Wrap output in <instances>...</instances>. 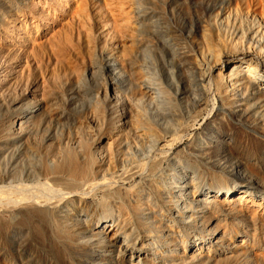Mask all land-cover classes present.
Instances as JSON below:
<instances>
[{"label": "rangeland", "instance_id": "obj_1", "mask_svg": "<svg viewBox=\"0 0 264 264\" xmlns=\"http://www.w3.org/2000/svg\"><path fill=\"white\" fill-rule=\"evenodd\" d=\"M228 1L206 10L204 0H0V186L35 184L46 180L44 174L48 171L51 177L60 176L63 172L57 166L62 167L64 157L83 145L95 148L98 137L106 145L103 148L116 153L118 169L133 168L138 162L145 164L136 174L128 173L130 178L127 176L123 183L131 189L138 186L134 200L140 205V212L136 211L140 217L127 213V220L131 221L125 226L133 225L123 228L125 245H113L100 230L84 228L86 220L99 221L90 198L68 206V217L63 218L64 224L60 223L61 232L49 228L28 204L4 206L0 208V264H146L126 257L134 253L140 242L152 247L149 254L155 258L147 264H264V148H257L242 137L240 131L246 123L238 119L222 126L216 138H211L220 147L199 146L207 142L199 134L195 150L182 148L180 152L184 138L193 134L191 129L196 124L184 134L183 143L173 146L177 148L167 146L169 137L150 147L144 137L134 134L126 114L131 110L139 116L143 108L145 116L141 114L143 117L138 120L157 125L156 131L163 135L160 124L166 119L155 106L161 98L180 111L182 116L176 120H183L182 127L192 124L195 116L210 111V101L216 95L215 83L205 77L202 84L209 87V104L200 100L189 110V118L184 114L185 105L176 98L177 74L182 75L185 84L197 83L190 70L184 69L189 68L186 59H181L183 66L179 70L175 62L180 50L192 55L200 32L217 35L216 26L222 27L223 23L219 13L229 12L236 24L240 18V27L245 31L248 25L241 18L246 11L256 17L261 11L262 2L258 0ZM190 22L198 24L190 26ZM234 29L228 37L239 32L237 26ZM250 57L259 65L253 53L240 51L235 54L228 50L220 61L224 66ZM259 72L264 74V70ZM142 80L154 82L150 83L153 93L146 94ZM156 84L165 90L162 95H170L162 97ZM263 105L264 93H259L248 108L250 116L264 114ZM145 131L148 132L146 126L140 130L143 134ZM195 141L190 142L191 147ZM230 141L242 146L232 148ZM175 150L180 152L176 159L181 160V166L172 161ZM103 152L104 149L96 148L93 154L104 162ZM155 157L159 160L152 161ZM150 160L156 162L154 170L149 166ZM235 165L250 182L228 171ZM144 178L154 184L144 185ZM47 181L62 187L54 184L55 179ZM243 189L244 193L239 194ZM111 208L116 210L117 204H111Z\"/></svg>", "mask_w": 264, "mask_h": 264}, {"label": "bare ground", "instance_id": "obj_2", "mask_svg": "<svg viewBox=\"0 0 264 264\" xmlns=\"http://www.w3.org/2000/svg\"><path fill=\"white\" fill-rule=\"evenodd\" d=\"M225 1L227 2V4L229 3L228 0H204L203 4H204L206 10H209V9L213 8L214 6H218V5L223 4ZM258 1H259V3L262 2V5H261V11L257 15V17L254 16L253 14H251L250 12H248V10H247L245 15H243V17L241 18L245 22V24L249 26V27L247 26L245 28L246 29L245 31H242V28L240 27V23H241V21L239 20L240 18L237 17L238 23L236 24L235 19L234 18L232 19V17L230 18L229 12L224 11L222 15L220 13L219 14L217 13L218 15L221 16V20H223V23L221 22L222 27H220L219 25L216 26L217 29L215 31L217 32L216 33L217 35L213 36V34L210 32L208 34H206L207 32L202 33V32H200V30H198V32H200L199 33L200 35H198V40H197L198 43L195 45L194 52L193 53L191 52L192 55L190 56L185 51H181V50L179 51L180 53L177 52L179 55V57L177 56V58H176L177 60L175 62L177 65V67H176L177 70L181 69L180 67L183 66V65H181L182 62H180L181 59H183V60L186 59L188 62H186V61L185 62L189 63V65H186L183 63L184 67L186 65V67L189 66V68H184V69L190 70V73L193 75L194 78H196L195 82L192 80L191 81L194 83H197V86L195 84V85H193L195 87L192 88L193 86H191L192 85L191 82H190L191 84L190 83L185 84V82L181 78L182 75L180 76V74L179 75L177 74L179 82H178L177 86L175 87L176 98H178L185 105L184 114H186L189 118L190 117L188 115L189 110L192 109L194 107L195 103L199 102L200 100L206 106L209 104V101H210V99L208 98L209 87L207 86V84H202V81L205 77H207V81H210L212 79V81H214V83H215L216 95L210 101L211 102L210 103L211 104L210 111L206 114L204 113L203 115L195 116L196 119H193L192 120L193 122L191 121L192 124L190 123V125H187L188 127L187 126L182 127V125H183L182 121L183 120L180 121L181 123L176 120V118L180 119L179 118V116L181 115L180 111L177 109L175 110L174 109L175 106L174 107L173 106L171 107V105L169 106V104H171L172 102H169V101L161 98L164 100V102L165 101L169 102V104H167L166 102L165 103L163 101L161 102V99H160V102L155 100L158 102L157 105L154 103L156 106L157 113L161 117H163V119L164 118L166 119V121L164 123L160 124L161 125L160 126L161 131H163L164 134L161 135L160 132H157L155 129L157 125L156 126L152 125L150 121L147 125L146 123L142 122L143 121L142 119H141V121H140V119L138 120L139 116H142L145 114V113L142 114L143 113V111H142L143 108H142V109H140L141 110L140 112H142L141 113L142 115L140 114L139 116L137 114V111L131 112V110H128V112H126V114L128 115V117L130 119V126L132 127V130L134 131L135 135H138L140 137H144V139L147 140V143L150 144V147L156 146L160 140L165 139L166 137H169V139H167V141H166V144L168 143L167 146L168 147L171 146V148H172L176 143L180 142L182 140V138L184 137V134H187V131H189L192 128V126L194 124H196V126L191 129V132H193V134L191 135V133H190V135H191L190 137L184 138V140L186 142L183 143L181 141V143H183L184 146L179 148L178 151L182 148H186V149L191 148L192 149V148L196 147L198 145L196 143L198 141L196 138L199 134H201V137L203 135V136H205V138H207V142H204L203 144H199V146H203L204 148L208 149L211 147H220V144L212 142L211 138H213V137L216 138L215 136H217V134H219L221 132V131L219 132V130L222 126L232 124L231 123L232 121L241 119L244 123H246L244 125V127H245L244 130L240 131L241 132L240 134L243 135L242 137H244L246 140H248V142L250 141L252 144L257 146V148L258 147L264 148V114L263 113H256L260 117L253 118L252 116H250L251 112L248 111V108L250 107L253 99L255 97H257L259 95V93L260 94L264 93V74L259 72L260 70H264V0H258ZM199 5H197V7ZM247 6H249V5H247ZM201 8H203V7H201ZM231 13H232V11H231ZM181 14H182V12H181ZM236 16H238V15H236ZM207 19H209V18H207ZM201 23H205V20H204V22H201ZM213 23H215V22H213ZM191 24H192V22H190V26L196 25L198 23H194L192 25ZM201 25H203V24H201ZM201 25H199V26H201ZM236 26H237V28H239V32L238 33L235 32V34L233 35V38L228 37V36H232V35H228V34H231L232 31H235L234 28H236ZM206 27L207 26L204 25L203 28H206ZM208 30H209V28H208ZM177 32H178V30H177ZM190 33H191V31H190ZM236 33H237V36H236ZM176 34H178V33H176ZM195 36H197V35H195ZM195 36L192 35V37H195ZM193 40H194V38H193ZM193 40H191V41H193ZM195 40H196V38H195ZM180 41H179V43H180ZM180 45H182L184 47L183 44H180ZM228 50L232 51L235 54L238 53V51L253 53V55H255L256 58H258L259 65L253 60L252 57H250L248 59H240L238 61H230V62H228V65L223 66L221 61H220V56L222 54L226 53V51H228ZM174 51H175V49H174ZM174 53H176V52H174ZM174 55L175 54H173V57H174ZM190 57H191V59H190ZM220 65H222V66L219 67ZM143 70H145V69H143ZM169 70H170V67H169ZM170 72L171 71H169V73ZM182 72H184V71H182ZM143 73H144V71H143ZM143 73H141V74H143ZM177 73H178V71H177ZM183 75H184V73H183ZM189 76H190V74H189ZM189 76H187V77H189ZM209 76H210V79H209ZM142 77H143V75H142ZM190 79H192V77ZM142 81H143L142 82L143 86L141 85V83L139 85H141L143 87V89L146 91V94L149 92L153 93L154 90L150 84L152 82H147L145 80H142ZM157 81H158V79H157ZM171 81H173V80H171ZM139 82H140V80H139ZM187 82H189V81L187 80ZM157 84L155 85L156 87L154 86L155 88H157ZM161 87H163V86L161 85ZM239 87H240V89H239ZM157 89L159 91H162V92H160V95H162L161 93H163V92L165 93L164 89H163L164 91L160 90L159 88H157ZM210 89H211V87H210ZM242 90H243V92H242ZM167 94H169V93H167ZM241 94H242V96L244 95L245 97L238 98V96H240ZM249 94H250V96H249ZM163 95H165L167 98V96H169L170 94L169 95L163 94ZM163 95H162V97H163ZM150 96H152V95H150ZM246 97H247V100H244L243 98H246ZM150 98H152V97H150ZM154 99H157V98H154ZM169 99L170 98H168V100ZM173 100H171V101H173ZM199 103H201V102H199ZM130 105H131V103H130ZM202 108H204V107H202ZM262 108H264V107H262ZM207 110H208V108H207ZM195 111L196 110H194V112ZM197 111H201V110H197ZM252 111H254V110H252ZM126 114L124 113L123 118L126 117ZM192 114H195V113H192ZM191 117H192V115H191ZM197 117H199V118L197 119ZM249 117H252L253 120H250ZM182 119H183V117H182ZM185 121H186V119H185ZM149 124H151L152 126ZM144 126H146L148 128V132L145 131L149 134L148 136H146L147 133L145 134V132H144V134H145L144 135L142 132H140V130H142V127L144 128ZM233 126H234V124H233ZM157 130H159V128H157ZM237 130H239V129H237ZM221 134H220V136H221ZM234 135H237V134H234ZM203 138H201V139H203ZM195 139L197 141H195ZM242 140H243V138H242ZM192 141H195L194 143H196V145L193 147H191L192 145L190 143ZM94 142L95 143L93 144V147L96 146L95 148H90V147L88 148V147H86V145H83V148H80V150L78 148L75 152H72V154L69 153L67 156H65L64 159L60 163V164H62V167L57 166V169H59L63 172V174H60V176L51 177L50 176L51 171L47 170L48 172L46 171L47 173L44 174V178L46 179L44 181H41V179H40L35 184H22L21 183V184H16V185L0 186V208H3L4 206L16 207V206H20L22 204H28V205H30L31 210L34 213L41 215L45 219L46 224L48 225L49 228L51 227V229L54 232H57V231L61 232L63 230V228L61 227V224H64V220L66 219L65 217L69 213L68 212V209H69L68 206L71 207L70 205H72L73 203H78V204L83 203L86 201L85 200L86 198H90L91 199L90 202L94 205V208H95V214H94V215H96L95 219L96 220L98 219L99 221L95 222V223H89V221L85 219L89 224L87 222H85L86 226L84 228L85 229L87 228V231L92 230L93 232L95 230L96 231L100 230L101 232L104 233V236L108 237L109 242L113 245H116L119 247L123 244L125 245L124 241L126 239L124 240L125 235L123 236V234H125V233H123V231L125 229L124 226L126 224H128L127 222L131 221V220L130 221L127 220L129 218V217H127V213L129 212V213L133 214L134 216H135V214H136V216H138V213H136V211H137L138 206H140V205L139 204L137 205L135 203V200H134V198L137 196L136 188L138 186L132 188L133 189L132 190L130 187H126V185L123 183H124V179H126V177L128 175L130 176V174H132V173L136 174L138 171L137 169H140L142 167V164L144 167L145 164H144V162L143 163L141 162L142 164H139L140 162H138L137 164H139V165L135 164V165H133V168H126V169L122 168V170H121V168L118 169L117 168L118 166L115 164V161H114L116 153L113 152V150L111 151L110 148H103L106 145L104 144V142L102 143V137H98L97 140H95ZM232 142L230 141V144ZM235 142H236V140H235ZM248 142H246V143H248ZM230 144L225 143V145H230ZM240 145H241L240 143H234L233 142L231 146L233 148V146H239L240 147ZM244 145H245V143H244ZM177 147H173V149L177 148ZM96 148L102 149V150L104 149V152H103L104 157H105V159H103L104 162H101L102 160L101 159L99 160V158L95 154H93V152L95 151ZM72 150H74V149H72ZM189 150L190 149H188L187 151H189ZM194 150H195V148H194ZM196 150L197 151L199 150V152H200L199 148ZM180 152H181V150H180ZM180 152H177V150H175L174 153L172 152L173 153L172 161H174L173 163L175 165H178V166H181L180 165L181 160L179 159L180 160L179 161L178 159H176V157H177L176 153H180ZM165 154L166 153H164V155ZM181 154H183V153H181ZM78 158L80 159V161ZM160 158H162L161 155H160ZM156 159L153 158V160L152 159L151 160L152 161H154V160L158 161L159 160V158L157 160ZM167 159H168V156H167ZM152 161L149 162L151 164L149 166H151V168L154 170V168L157 165L155 166L156 162L153 163ZM210 163H209V165H210ZM236 168H237V166L234 168H231L228 171H230V173H233L234 175H237L238 177L243 178V179L247 180L248 182H250V180L244 178L243 174ZM152 169L150 170V172L152 171ZM143 170L144 169H142V171ZM131 171H134V172L130 173ZM140 171H141V169H140ZM128 173H130V174H128ZM147 175H145V177H147ZM194 175L192 174L191 176H194ZM129 176L127 177V179L130 178ZM132 176L133 175H131V177ZM143 177H144V175H143ZM143 177H141V179H143ZM150 178H144V182H142V183H144V185H146V186H150V185L152 186V183L154 184V181H152ZM49 179L50 180L55 179L57 182L54 184L60 185L62 187L52 186V184L48 183V181H47ZM154 180H155V178H154ZM191 181L193 182V180H191ZM222 182H224V181H222ZM142 183L140 182V184H142ZM188 184H190V183H188ZM192 186H193V183H192ZM231 186H232V184H231ZM194 187H192V188H194ZM189 188H191V187H189ZM230 188H232V187H230ZM151 189L154 191L153 188H150V190ZM187 190H189V189H187ZM240 190H242V189H240ZM155 191H157V190H155ZM194 191H195V189H193V192ZM248 191H249V189L247 190V192ZM210 192H213V191H210ZM205 193H207V192H205ZM235 193H236V191H235ZM238 193L243 194L244 189H243V192L239 191ZM147 194H148V192H147ZM161 194L164 195V193H161ZM232 194H234V192H232ZM239 194L237 196H239ZM242 194L240 196H242ZM196 195H198V194H196ZM248 195H246V197ZM159 196H160V193H159ZM91 197H93V198H91ZM196 197H198V196H196ZM248 197H250V196H248ZM224 198H226V197H224ZM242 198H245V197H242ZM148 200H149V198H148ZM181 200H184V199L182 198ZM224 200H226V199H224ZM227 200H229V199H227ZM149 201H147V202H149ZM243 201H244V199H243ZM111 204H117L116 210L111 208ZM137 212H140V211H137ZM170 213L174 214V212L171 210H170ZM67 217H68V215H67ZM138 217H140V216H138ZM63 218H65V219L63 220ZM85 220H83V221H85ZM131 225H133V224H131ZM130 226H128V227L125 226V227L130 228ZM143 233H144V230H143ZM128 235H129V233H128ZM128 235H127V237H128ZM134 238H138V237H134ZM136 240L137 239H135L133 241H136ZM139 240H140V238H139ZM193 244H195V243H193ZM193 244L190 247L191 249L194 246ZM119 247H118V250H119ZM126 247L127 246H124V250H126L125 249ZM121 248L123 249V247H121ZM134 250H135L134 253L131 251L133 254L129 253L126 255V257L130 258V260L133 257L136 261L144 262L146 264L151 263V260L153 257H150L149 253L152 251V247H147L145 243L143 244V242L142 243L140 242V243L136 244V249H134ZM122 251H121V253H122ZM196 251H197V249H196ZM123 254H125V253H123Z\"/></svg>", "mask_w": 264, "mask_h": 264}]
</instances>
